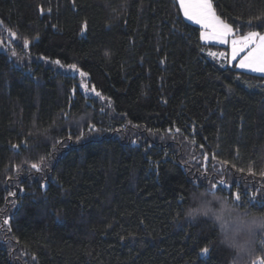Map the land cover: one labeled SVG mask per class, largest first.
<instances>
[{"label": "trees", "instance_id": "obj_1", "mask_svg": "<svg viewBox=\"0 0 264 264\" xmlns=\"http://www.w3.org/2000/svg\"><path fill=\"white\" fill-rule=\"evenodd\" d=\"M212 4L264 33V0ZM220 50L176 0H0V264H228L181 218L211 183L264 209V77Z\"/></svg>", "mask_w": 264, "mask_h": 264}, {"label": "clouds", "instance_id": "obj_2", "mask_svg": "<svg viewBox=\"0 0 264 264\" xmlns=\"http://www.w3.org/2000/svg\"><path fill=\"white\" fill-rule=\"evenodd\" d=\"M188 199L182 220L206 221L229 253L228 264H264V245L259 244L264 239V209L238 203L211 184L192 190Z\"/></svg>", "mask_w": 264, "mask_h": 264}, {"label": "snow or ice", "instance_id": "obj_3", "mask_svg": "<svg viewBox=\"0 0 264 264\" xmlns=\"http://www.w3.org/2000/svg\"><path fill=\"white\" fill-rule=\"evenodd\" d=\"M179 4L184 17L188 21L200 26V39L202 41H214L221 45L230 44L231 60H236L237 57L240 56V53H245L235 65L237 68L264 75V33L250 30L245 35H239V29H236L234 32L233 26L217 15L213 8L212 0H179ZM249 23H251V21H249ZM11 35L15 38L16 34L11 33ZM28 46L29 41L25 39L24 47L28 48ZM13 55H15V53H13ZM209 55L215 57L218 54L210 52ZM219 56L223 57L224 53H219ZM55 63L60 64V61L57 60ZM68 67L73 71H79L74 64L68 65ZM80 75L84 76L85 73L80 72ZM96 94L99 95V93ZM89 127H91V125ZM176 131L179 132V129H176ZM192 143H195V140H193ZM13 147H16V145H13ZM205 159H207V157H205ZM213 159H215V157H213ZM31 167L40 171L38 164L33 163ZM248 171L250 174H254L251 168H249ZM261 175H264V172H262ZM211 185L213 189L217 190V183H211ZM219 185H222L225 189L229 187L225 184L224 180H220ZM10 195H14V193H10ZM232 196L235 201L238 203L240 202L241 196L238 192H233ZM251 199L255 200L256 197L253 196ZM258 203L264 204V199H260ZM4 223L8 224L9 221L5 219ZM202 251L207 253L208 248H204Z\"/></svg>", "mask_w": 264, "mask_h": 264}, {"label": "crops", "instance_id": "obj_4", "mask_svg": "<svg viewBox=\"0 0 264 264\" xmlns=\"http://www.w3.org/2000/svg\"><path fill=\"white\" fill-rule=\"evenodd\" d=\"M176 1H177L178 7H179V10H180V13H181L183 19H184L186 22L190 23L191 25H194V26L198 27V28L200 29V32H201V28H200L199 25L194 24V23H192L191 21H188V20L184 17V15H183V11H182L181 8H180L179 0H176ZM200 41H201V43L204 44V45L215 46V47H218V48H222V50H220V51H215V52L213 51V53H217L218 55L215 56V57H213V56H212V57L215 58L216 60H224L228 65H236V64L239 62L240 58H241L243 55H245V53L242 52V53H240V56H238L236 60H231V59H230V58H231V46H230V44H228V45H221V44H217V43H215L214 41H207V42H205V41H202L201 39H200ZM219 53H224V56H223V57L219 56ZM235 67H236V66H235ZM236 69H237L238 71H241V72H245V73L254 74V75H258V76H262V77H264V75L257 74V73H251V72L245 71V70L240 69V68H237V67H236Z\"/></svg>", "mask_w": 264, "mask_h": 264}, {"label": "rangeland", "instance_id": "obj_5", "mask_svg": "<svg viewBox=\"0 0 264 264\" xmlns=\"http://www.w3.org/2000/svg\"><path fill=\"white\" fill-rule=\"evenodd\" d=\"M25 61H27V60H25ZM56 67L59 68L58 70L63 71L65 73H70L71 75L76 74L72 69L71 70H66L63 67L59 66V65H56ZM82 90H83V92L86 93L87 96L89 95L91 97L100 98V95H97L96 94L97 92L94 89H90L89 90V88L86 85L82 86Z\"/></svg>", "mask_w": 264, "mask_h": 264}]
</instances>
